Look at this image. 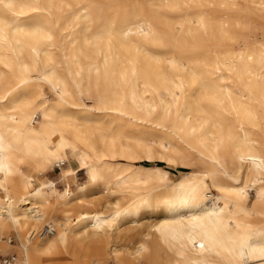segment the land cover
I'll use <instances>...</instances> for the list:
<instances>
[{
  "label": "bare ground",
  "instance_id": "6f19581e",
  "mask_svg": "<svg viewBox=\"0 0 264 264\" xmlns=\"http://www.w3.org/2000/svg\"><path fill=\"white\" fill-rule=\"evenodd\" d=\"M0 255L264 264V0H0Z\"/></svg>",
  "mask_w": 264,
  "mask_h": 264
},
{
  "label": "rangeland",
  "instance_id": "374dc122",
  "mask_svg": "<svg viewBox=\"0 0 264 264\" xmlns=\"http://www.w3.org/2000/svg\"><path fill=\"white\" fill-rule=\"evenodd\" d=\"M45 92H46V94L48 95L49 98L56 99L55 91L49 85H47L45 87ZM117 160L118 161H121V162H132L131 159L124 158V157L123 158H119ZM138 163L139 164L145 163V164H148V165H156V164H159L160 166H162V167H164L166 169H169L170 175H171L172 178H178V177H180L183 174V172L187 170L186 168H183L181 165L168 163V162L162 161V160L139 161ZM67 165H68V163L67 164H64V167H66ZM189 168L203 169L204 168V164L201 161L196 160L194 162V164L191 167H189ZM26 169L30 173H32V168L26 167ZM35 176H36V174H35ZM61 177H62V170L59 168L58 165H53V167H51V169L48 171V173L46 175H44V176L41 175V176L37 177L36 183L33 184V185H31L30 188L33 189L36 186V184L38 182H40L41 180H43L45 178H50V179H54V180L57 181V186H58L59 189H63L64 188V182H63V180H61ZM86 180H87V176H86V173H85V169L78 170L76 182L77 183H83ZM43 226H44V224L41 225L40 230H41V228H43ZM10 236L11 235H6V238L7 237H10ZM12 236L14 238L13 239V243H17L18 241H17L16 237L14 235H12ZM108 264H110V263H108Z\"/></svg>",
  "mask_w": 264,
  "mask_h": 264
},
{
  "label": "built area",
  "instance_id": "2783aa9c",
  "mask_svg": "<svg viewBox=\"0 0 264 264\" xmlns=\"http://www.w3.org/2000/svg\"><path fill=\"white\" fill-rule=\"evenodd\" d=\"M54 231V229H48V228H44L41 233H52ZM14 238H11V240H13ZM0 264H16V257L15 255H0Z\"/></svg>",
  "mask_w": 264,
  "mask_h": 264
}]
</instances>
